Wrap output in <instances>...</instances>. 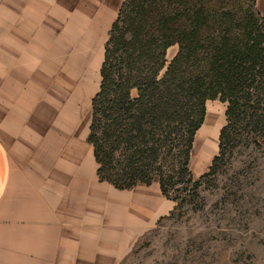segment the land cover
I'll return each mask as SVG.
<instances>
[{
  "label": "crops",
  "instance_id": "crops-1",
  "mask_svg": "<svg viewBox=\"0 0 264 264\" xmlns=\"http://www.w3.org/2000/svg\"><path fill=\"white\" fill-rule=\"evenodd\" d=\"M121 2L0 0V264H119L168 210L158 179L130 189L99 180L87 140ZM212 117L192 149L216 148L223 114Z\"/></svg>",
  "mask_w": 264,
  "mask_h": 264
},
{
  "label": "trees",
  "instance_id": "trees-1",
  "mask_svg": "<svg viewBox=\"0 0 264 264\" xmlns=\"http://www.w3.org/2000/svg\"><path fill=\"white\" fill-rule=\"evenodd\" d=\"M209 99L225 103V123L200 177L228 159L239 133L264 138V13L255 0H122L91 99L99 180L130 189L157 177L172 200L179 182L194 192L188 163Z\"/></svg>",
  "mask_w": 264,
  "mask_h": 264
},
{
  "label": "rangeland",
  "instance_id": "rangeland-1",
  "mask_svg": "<svg viewBox=\"0 0 264 264\" xmlns=\"http://www.w3.org/2000/svg\"><path fill=\"white\" fill-rule=\"evenodd\" d=\"M263 2L258 11L264 8ZM73 27L70 22L56 23L57 30L68 33ZM176 50V45L168 47L166 59L170 60ZM71 56L74 65L78 55ZM65 57L70 55L65 53ZM58 61L57 53V64ZM163 71L164 68L160 73ZM206 110L203 125L209 116L223 114V119L216 129L215 149L198 151L194 141L188 168L192 178L199 180L198 187L193 192L190 182L177 183L178 188L168 193L177 198L165 196L168 210L137 239L119 264L264 263V138L256 144L253 139L258 136L254 132L239 133L228 159L214 174L200 177L217 153L219 129L225 123V103L209 99ZM153 181L157 183V177Z\"/></svg>",
  "mask_w": 264,
  "mask_h": 264
},
{
  "label": "bare ground",
  "instance_id": "bare-ground-1",
  "mask_svg": "<svg viewBox=\"0 0 264 264\" xmlns=\"http://www.w3.org/2000/svg\"><path fill=\"white\" fill-rule=\"evenodd\" d=\"M211 119H213V118H211Z\"/></svg>",
  "mask_w": 264,
  "mask_h": 264
}]
</instances>
